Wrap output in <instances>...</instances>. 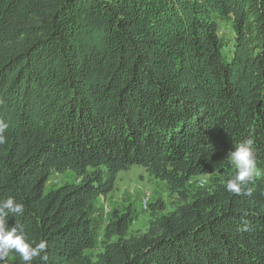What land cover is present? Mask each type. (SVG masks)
Returning a JSON list of instances; mask_svg holds the SVG:
<instances>
[{
  "label": "trees",
  "instance_id": "obj_1",
  "mask_svg": "<svg viewBox=\"0 0 264 264\" xmlns=\"http://www.w3.org/2000/svg\"><path fill=\"white\" fill-rule=\"evenodd\" d=\"M0 120V200L24 205L8 225L48 245L33 264H264V0H0ZM249 138L250 197L225 187ZM133 166L178 202L145 231L113 211L94 253L92 203ZM66 172L79 182L47 192Z\"/></svg>",
  "mask_w": 264,
  "mask_h": 264
},
{
  "label": "rangeland",
  "instance_id": "obj_2",
  "mask_svg": "<svg viewBox=\"0 0 264 264\" xmlns=\"http://www.w3.org/2000/svg\"><path fill=\"white\" fill-rule=\"evenodd\" d=\"M219 36L222 41L223 50L230 54L233 50L234 32L231 21L218 19ZM79 180L72 172L63 174L53 173L46 184V191L59 188L66 183H77ZM211 185L210 176L195 177L191 180L189 187L191 191ZM161 201L166 206V212L173 210L178 198L171 194L166 182L149 175L145 168L133 166L120 172L117 176L115 189L108 196L98 197L92 203L94 227L98 235V246L94 253L101 249L104 238L105 227L108 224L113 211L125 212L131 208L134 211V221L131 231H145L152 219L151 204ZM147 203V209L145 204Z\"/></svg>",
  "mask_w": 264,
  "mask_h": 264
},
{
  "label": "clouds",
  "instance_id": "obj_3",
  "mask_svg": "<svg viewBox=\"0 0 264 264\" xmlns=\"http://www.w3.org/2000/svg\"><path fill=\"white\" fill-rule=\"evenodd\" d=\"M8 125L0 120V145L6 142L4 136ZM226 160L236 169L235 175L226 181L227 192L236 195L252 196L253 190L247 187L259 175L254 151V140L249 138L231 150ZM24 205L17 202L15 197L9 196L0 200V261L10 253L18 254L21 264H33V261L48 260L47 241L39 242L30 239L25 226L14 224L9 227V215H23ZM245 230H247L245 228Z\"/></svg>",
  "mask_w": 264,
  "mask_h": 264
},
{
  "label": "built area",
  "instance_id": "obj_4",
  "mask_svg": "<svg viewBox=\"0 0 264 264\" xmlns=\"http://www.w3.org/2000/svg\"><path fill=\"white\" fill-rule=\"evenodd\" d=\"M145 208L147 209V203L145 204Z\"/></svg>",
  "mask_w": 264,
  "mask_h": 264
}]
</instances>
